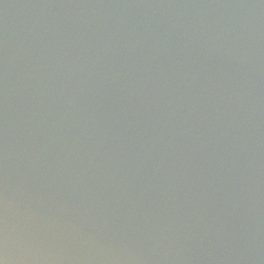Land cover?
Instances as JSON below:
<instances>
[{"label":"water","instance_id":"95a60500","mask_svg":"<svg viewBox=\"0 0 264 264\" xmlns=\"http://www.w3.org/2000/svg\"><path fill=\"white\" fill-rule=\"evenodd\" d=\"M0 264H264V0H0Z\"/></svg>","mask_w":264,"mask_h":264}]
</instances>
